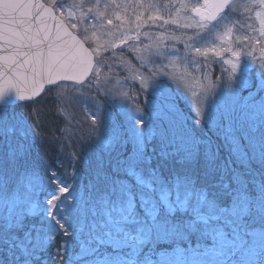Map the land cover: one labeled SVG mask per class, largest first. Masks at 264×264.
Listing matches in <instances>:
<instances>
[{
  "label": "rangeland",
  "instance_id": "rangeland-1",
  "mask_svg": "<svg viewBox=\"0 0 264 264\" xmlns=\"http://www.w3.org/2000/svg\"><path fill=\"white\" fill-rule=\"evenodd\" d=\"M43 1L90 47L96 65L86 84L63 83L53 91L68 125L66 145L59 151L66 161L60 164L62 173L43 161L46 154L37 146L40 137L27 111L17 110L18 105L0 107V222L15 229L9 235L0 230L8 264H148L149 259L160 264L161 252L175 254L178 249L188 257L197 253L199 264H264L263 140L249 132L247 156L238 157L218 128L222 145L214 147L211 159L206 149L213 145L203 137V153L195 163L186 159L187 129L201 130L198 109L205 111L207 122L238 101L237 107L244 104L249 115L264 119V99L250 101L255 92H250L249 79L253 72L264 77V0H233L214 23L205 17L214 0ZM198 10L202 19L195 15ZM137 105L144 109L142 116ZM161 111L168 121L154 115ZM221 147L235 167L250 171L241 177L239 169L231 170L232 188L225 184L224 162L212 163ZM78 162H90L85 176L73 171ZM213 165L223 188L211 200L206 183ZM129 169L135 174L128 175ZM117 178L131 187L117 184ZM242 181L248 185L241 186ZM178 182L181 201L187 185L198 204L194 207L190 200L181 210L173 199L175 213L170 215L158 198ZM114 189L135 197V214L141 219L140 197L155 199L154 210L169 229L176 226L175 233L155 228L149 233L145 226L123 224L127 235L121 233L119 239L127 246L115 249L106 233L116 235L121 225L110 223L109 215L120 219L114 206L124 199L126 208L129 201L118 199ZM214 214L221 220H211ZM256 215L263 216L262 223L252 230ZM221 229L223 241L213 239ZM236 235L247 241L242 247L228 244Z\"/></svg>",
  "mask_w": 264,
  "mask_h": 264
},
{
  "label": "water",
  "instance_id": "water-1",
  "mask_svg": "<svg viewBox=\"0 0 264 264\" xmlns=\"http://www.w3.org/2000/svg\"><path fill=\"white\" fill-rule=\"evenodd\" d=\"M232 1L214 0L209 20ZM95 65L93 51L43 0H0V107L35 102L62 83L84 85Z\"/></svg>",
  "mask_w": 264,
  "mask_h": 264
},
{
  "label": "snow or ice",
  "instance_id": "snow-or-ice-1",
  "mask_svg": "<svg viewBox=\"0 0 264 264\" xmlns=\"http://www.w3.org/2000/svg\"><path fill=\"white\" fill-rule=\"evenodd\" d=\"M149 86L148 82L145 81L144 87L147 88ZM125 95H127L125 93ZM238 101L233 103V106L230 110L226 111L223 116H217L212 121L206 122V113L203 109L197 110V127L204 130L206 127L208 130L213 131L218 128H222V136L224 141L231 145L230 151L232 155H236L238 157L247 156V152L244 149V144L248 142L249 135L248 133L251 132L252 134H260L264 135V120H260V118L256 115H249L247 111L244 109L247 107L244 104H240L237 107ZM136 111L142 116L144 113V109L142 106L137 105ZM154 115L159 116V118L168 121L170 118L169 116L164 113L163 111L159 113H154ZM179 120V119H178ZM181 124H184L183 121L179 120ZM143 124V121H141ZM185 125V124H184ZM247 128V130H245ZM189 132L188 140L190 143V151L186 154V159L190 163H195L197 158L200 155V146H201V139L195 135L190 129H187ZM212 149L209 147L206 149V154L211 159ZM128 175H134V171L132 169L128 170ZM137 182L141 183L139 178H137ZM116 183L119 185H127L129 188L131 185L128 183V180H123L117 178ZM194 183V182H193ZM183 192V201H181V183L178 182L173 188L164 190L160 196L159 200H161L167 207L170 209V215L175 213V205H179L181 210H184L185 207L189 204L191 200L194 207L197 206L198 201L193 198V190L189 188L187 185L184 186ZM113 194L117 195L118 199L122 196L126 198L129 203H127L126 208L123 204V200H121V204L119 206H114V211L117 213V216L120 218L118 220L113 221L111 215H109V222L110 223H117L121 226L116 227L115 233L113 235L112 232L106 233V235L110 238L109 243L113 245V247L119 250L121 247H126L127 245L122 244L119 239V235L124 233L127 235V230L123 227V224H139L145 226L147 231L151 233V231L155 229L159 230H166L169 231L170 234L175 233L176 226L173 225L171 229H169V222L161 221L159 218V213L155 209V199L149 201L144 196L140 197L141 204L144 205L143 211L145 212V217L143 219L139 218L135 214L136 204H135V197L131 195V193H125L121 190L119 193L116 190H113ZM175 200V205L171 202ZM199 210V209H198ZM221 211H224L223 209ZM247 208L245 207L244 212L246 213ZM243 214V213H242ZM232 215H236V210L234 209ZM211 220L213 221H220L221 216L219 214H214L211 216ZM204 222L208 223V218H204ZM230 223V221H229ZM141 231L144 230V227H141ZM225 232L221 229L213 239H220L223 241L225 237ZM247 241L239 235H236L232 240L228 241V244H237L238 247H242ZM197 253H193L191 257L185 256L182 249H178L175 254H168L165 255L163 252L159 254V261L160 264H199L197 260ZM81 257H77L79 259ZM148 264H155L154 261L148 260Z\"/></svg>",
  "mask_w": 264,
  "mask_h": 264
},
{
  "label": "trees",
  "instance_id": "trees-1",
  "mask_svg": "<svg viewBox=\"0 0 264 264\" xmlns=\"http://www.w3.org/2000/svg\"><path fill=\"white\" fill-rule=\"evenodd\" d=\"M121 54V53H116V57ZM129 56H131L130 54H128ZM129 56H127L128 58H130ZM123 59H126L125 57H120ZM115 59H113L114 62ZM115 63V62H114ZM117 64V63H116ZM216 66H219V63H215ZM253 72V71H252ZM256 72L252 73V76L250 75L249 79L251 80V91L255 92V95L252 97V99L250 101H257L260 102L261 99H264V90H263V86L261 84V82H263L264 77H259L255 75ZM56 88H50L47 89L45 94L36 102L33 103H28V104H23V105H18L16 106L17 110H26L27 111V116H28V120L29 122L33 125L34 130L36 131V133L38 134L37 137L39 141L37 143V146L40 150H42L46 155H44L45 159H43V161L46 163V161H48V163L53 166L54 168L58 169L59 173H62L63 169L61 167V163L64 164L66 163V161H64L63 159L65 158L64 156L59 155V151L61 149V146L66 145V141L64 140V133H65V128L68 126L67 125V118L64 116V114L61 112V102L57 99V97H55L56 95L53 93V91H55ZM185 111L187 113H191V110L185 109ZM262 117V116H261ZM260 120H262V118H260ZM264 120V119H263ZM262 131H264V129H262ZM218 130H214L210 131L207 129L204 130H197L195 131V135L199 138L203 137L205 139H210L213 148L212 151H214V147L216 145H222V143L220 142V137H218ZM257 138H259V141L263 140L264 143V135H256ZM261 149H263L262 146H259ZM76 148L78 149V147L76 146ZM149 148V147H148ZM86 149V147H85ZM220 155L217 154V158H212V163H218V161H223L224 162V169H225V175L228 177L230 176V172L231 170H236L239 169L240 172H242L241 177H247L250 174L249 169H245V168H238L235 167V162H230V155L228 153L225 152V150L223 149V147L220 148ZM79 150V149H78ZM42 151H40V153L42 154ZM80 151V150H79ZM200 149V155L203 153V151ZM80 152H83L82 149ZM128 152V151H127ZM151 152L148 150L146 152V155L150 154ZM89 163H85V162H78V165H76L77 167H75L73 165V171H75L76 169L85 176V169H87V165H89ZM102 164V163H101ZM45 167H47V165H44ZM216 166L217 165H213V176L210 179H207V187H208V191H209V195L211 200L215 199V196L217 193H219L221 191V189L223 187H221V185L219 184L220 181L217 178L219 169L216 170ZM96 167V165L94 164L93 166H91L92 169H94ZM199 169H201V171L204 169H202L199 165ZM158 171H161V174L166 173V169L163 168H157ZM258 172V170H257ZM247 174V175H246ZM87 179V178H86ZM200 182V181H199ZM217 184H219L220 186H217ZM227 184L230 188L233 187L234 185V181L231 179H228V181L225 183ZM262 184L264 186V179H262ZM88 185V182H87ZM89 185H91V182L89 181ZM241 186L244 185H248L245 181H242V183L240 184ZM251 185V183L249 184ZM92 186V185H91ZM218 188V189H217ZM249 188H251L249 186ZM226 197H230V196H226ZM252 216H250L249 218H246L245 220L250 221ZM255 220L252 221L250 228L252 230L256 229V227H258V225L262 222H260V220L263 219V216L261 215V218L258 217L257 215L255 216ZM260 218V219H259ZM259 219V220H258ZM3 223L0 222V230H2V233H5L6 235H9L11 233L14 232L15 229H8L7 226L2 227ZM249 224V223H248ZM264 224V223H263ZM248 226V225H246ZM1 233V232H0ZM61 242V241H58ZM62 243V242H61ZM61 243H59V245H61ZM57 245V243H56ZM5 245H2L0 242V264H8L9 263V257L6 255V250H5ZM52 260V259H51ZM44 264H49L48 262L44 263Z\"/></svg>",
  "mask_w": 264,
  "mask_h": 264
},
{
  "label": "flooded vegetation",
  "instance_id": "flooded-vegetation-1",
  "mask_svg": "<svg viewBox=\"0 0 264 264\" xmlns=\"http://www.w3.org/2000/svg\"><path fill=\"white\" fill-rule=\"evenodd\" d=\"M208 12H209V11H206V12H205V17H206L207 19H208V17H207ZM195 15H196L198 18H200V19H202V18L204 17V14L201 13L200 10L196 11ZM208 20H209V19H208Z\"/></svg>",
  "mask_w": 264,
  "mask_h": 264
}]
</instances>
